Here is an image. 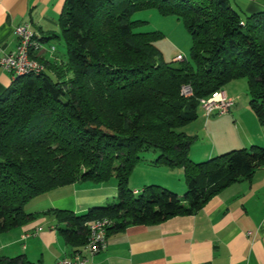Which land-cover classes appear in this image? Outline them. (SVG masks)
<instances>
[{"label":"trees","instance_id":"1","mask_svg":"<svg viewBox=\"0 0 264 264\" xmlns=\"http://www.w3.org/2000/svg\"><path fill=\"white\" fill-rule=\"evenodd\" d=\"M150 8L183 21L191 62L164 61L154 45L161 33L137 30L145 21L132 14ZM58 20L59 33L48 38L62 39L61 58L37 59L44 70L12 77L0 96V233L40 216L25 209L40 194L114 178L112 202L81 214L43 212L64 223L60 235L79 247L90 220L108 218V234L194 214L264 166L260 146L195 162L188 153L195 136L180 130L198 117L200 99L236 79L246 80L249 106L264 126V10L242 16L229 0H64ZM182 85L191 93L182 94ZM148 150L158 154L153 165L182 169V196L155 183L139 193L129 187ZM0 264L34 263L19 254L0 256Z\"/></svg>","mask_w":264,"mask_h":264},{"label":"crops","instance_id":"2","mask_svg":"<svg viewBox=\"0 0 264 264\" xmlns=\"http://www.w3.org/2000/svg\"><path fill=\"white\" fill-rule=\"evenodd\" d=\"M229 2L242 16L264 10V0ZM63 4L64 0H0V57L18 44L14 28L27 24L42 43L33 49L35 58L42 62L59 60L64 49L58 51L53 42L59 37H48L59 33ZM12 79L0 66V96ZM222 89L232 99L227 113L206 116L198 109V117L180 128L195 136L188 151L195 162L235 148L264 147V126L249 106L247 83L236 79ZM140 164L129 179L133 192H141L148 183L165 185L179 195L185 191L181 168L161 167L158 172L164 178L159 180L154 174H146L148 164ZM115 197L116 181L111 178L106 183L75 182L32 198L26 211L41 215L0 233V256L25 254L35 264H55L76 252L87 255L83 245L74 248L64 241L57 230L64 223H56L43 212L56 208L81 214ZM24 233L29 236L23 237ZM106 241L105 249L90 257V264H264V166L250 178L224 188L194 214L176 215L155 224L128 225L109 232Z\"/></svg>","mask_w":264,"mask_h":264},{"label":"built area","instance_id":"3","mask_svg":"<svg viewBox=\"0 0 264 264\" xmlns=\"http://www.w3.org/2000/svg\"><path fill=\"white\" fill-rule=\"evenodd\" d=\"M14 33L17 37L18 44L14 51L5 53L1 56L0 66L11 73V75L18 70H23L26 67H34L36 69L44 70V67H37V59L33 58L31 63H24L22 46L26 40V35L34 33L30 30L27 24H20L14 28ZM36 50L42 46V43L39 40L36 41ZM49 49L53 51L55 48L53 45L49 46ZM184 57L178 54L174 60L182 61ZM181 93L188 95L191 93L189 85H182ZM200 103L204 114L206 116L212 114H225L229 111V108L232 104V99L229 98L223 89H218L213 92L209 97L200 99ZM138 193V191H137ZM111 221L108 218H98L93 219L87 222L88 233H98L97 242H86L83 245L82 250L87 253L81 254L76 252L75 255L71 257H64L55 262V264H90V257L99 253L105 249L107 243H105V235L107 233V227L110 226ZM41 227L38 228L40 230ZM29 236V233H24L23 237Z\"/></svg>","mask_w":264,"mask_h":264},{"label":"rangeland","instance_id":"4","mask_svg":"<svg viewBox=\"0 0 264 264\" xmlns=\"http://www.w3.org/2000/svg\"><path fill=\"white\" fill-rule=\"evenodd\" d=\"M132 18L145 21L142 25H140L137 28V30L151 31V32L156 31L161 33V35L157 36V38L155 39L154 45L161 52L164 61L172 62L173 58H175L178 54H180L185 59L191 62V58H190L191 37L181 19L177 18L175 15H162L160 14V12H158L153 8L138 10L132 14ZM53 42L57 47L58 51L64 49L63 41L61 38L55 39ZM173 61H174L173 64L175 65L180 63V61L178 60H173ZM240 80L246 82L245 79H240ZM246 97L249 99L248 94ZM198 108L202 109L200 102ZM189 129L192 132V130L195 131L196 128L190 127ZM157 156L158 154L156 152H153L152 150L142 152L141 157L144 158V160L139 162L136 165V167H139V165H141L140 163H146L149 165L146 174L149 176L150 174H154L156 178L162 180L164 176H162V174H160V172L158 171H160V169H163L161 167H166V166H156L151 163V161L155 159ZM138 169L139 168H137L136 170L137 172L139 171ZM161 186H165V185H161ZM170 190L174 191L173 189ZM183 193L184 192H181L180 195L178 193L177 194L179 196H182ZM25 208L28 209V206L26 205ZM33 263L35 264L36 262Z\"/></svg>","mask_w":264,"mask_h":264},{"label":"bare ground","instance_id":"5","mask_svg":"<svg viewBox=\"0 0 264 264\" xmlns=\"http://www.w3.org/2000/svg\"><path fill=\"white\" fill-rule=\"evenodd\" d=\"M36 39L33 35V33L26 35V40L24 42V45L22 46V53H23V61L24 63H31L33 61V57L31 56L33 49H36ZM0 63H1V57H0ZM37 67H45L41 62L37 61ZM42 72L40 69H36L34 67H26L23 68V70H18L17 72L12 74V77L24 75V74H38ZM136 193V192H135ZM107 233L105 235V243L107 242ZM98 241V233H90L89 239L87 242H97Z\"/></svg>","mask_w":264,"mask_h":264}]
</instances>
